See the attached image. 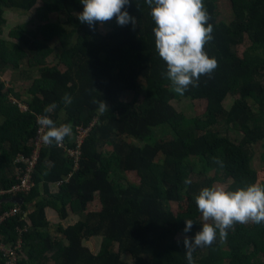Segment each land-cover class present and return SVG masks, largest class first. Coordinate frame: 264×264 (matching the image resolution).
Listing matches in <instances>:
<instances>
[{"label": "trees", "instance_id": "1", "mask_svg": "<svg viewBox=\"0 0 264 264\" xmlns=\"http://www.w3.org/2000/svg\"><path fill=\"white\" fill-rule=\"evenodd\" d=\"M218 1L203 0L214 26L205 51L218 67L182 96L204 102V115L187 121L170 103L181 95L162 75L167 68L155 52L145 0L127 7L134 29L113 19L95 30L77 19L80 0H0V186L15 181L16 155L30 153L38 114L72 130L95 120L74 172L61 147L44 145L33 185L15 194L21 202H0V214L18 207L0 222L2 241H13L16 227L25 226L18 264H188L176 241L186 219L195 222L189 237L201 228L199 191L214 183L226 190L264 184V0H228L229 23L218 20ZM10 9H33L35 27L17 24L3 37ZM51 53L55 61L47 59ZM9 67L35 71L25 96L2 80ZM66 93L72 97L67 107ZM125 93L132 94L129 100ZM227 96L233 100L228 109ZM93 100L109 110L98 114ZM257 144L263 149L258 170L251 164ZM46 207L58 219L51 234ZM70 214L77 219L64 226ZM95 237L100 242L92 251L86 243ZM193 258L195 264H264V223H237L223 242L217 236Z\"/></svg>", "mask_w": 264, "mask_h": 264}, {"label": "clouds", "instance_id": "2", "mask_svg": "<svg viewBox=\"0 0 264 264\" xmlns=\"http://www.w3.org/2000/svg\"><path fill=\"white\" fill-rule=\"evenodd\" d=\"M150 8V17L154 21L155 52L165 62L167 71L162 72L171 82L172 90L183 96L189 87H198L201 76L211 78L218 67L214 57H209L205 45L214 39V26L209 21L211 15L203 0H145ZM82 12L77 14L81 24L90 29L103 26L115 20L120 27L136 26L135 17L127 11L130 0H80ZM139 7V5L137 4ZM65 107L71 104L72 97H62ZM98 105L97 112L102 115L108 111L107 104L101 100H93ZM56 107L44 109L45 113ZM39 125L38 138L45 145H59L64 138L72 134L70 124L57 126L47 115L37 116ZM42 132V134H41ZM223 167V161L213 158ZM191 180L185 179L188 185ZM198 212L201 214V228L194 236L189 233L194 225L192 219L185 220V227L177 244L182 242L188 264H195L193 253L199 248L210 247L217 240L223 242L228 231L239 224L264 223V186L249 184L244 188L226 190L219 185L204 187L194 197Z\"/></svg>", "mask_w": 264, "mask_h": 264}, {"label": "rangeland", "instance_id": "3", "mask_svg": "<svg viewBox=\"0 0 264 264\" xmlns=\"http://www.w3.org/2000/svg\"><path fill=\"white\" fill-rule=\"evenodd\" d=\"M217 12H218V20L229 23L232 20V11L230 8V3L228 0H219L217 4ZM34 16L33 9L28 12L18 11L15 9H10L9 11L5 12V18H6V24L4 26V32L3 37L8 38V30L12 27H14L17 24H22L26 28H33L35 27V22L32 19ZM103 29H105L104 26H102ZM12 39V38H9ZM49 61H55L54 53H51L48 58ZM60 68H63L62 65L59 66ZM35 72V71H34ZM34 72L30 71H21V69L18 70H12V68H7L2 72V80H4L7 84V86L12 87L15 91H18L20 94L25 96V90L29 83L31 82L32 75ZM33 73V74H32ZM131 93H125L123 95L124 100H129L131 98ZM232 98L230 96H227L226 99L223 101V106L228 109L230 105L232 104ZM172 106L176 109L177 112L181 113L185 120L188 121V119H191L193 117L203 116L204 115V102L201 101H191L188 98L185 97H179L177 100H172L170 102ZM128 141H132L131 139H128ZM137 143V142H135ZM139 144V143H138ZM142 143H140L141 145ZM110 150L109 146H105V152L108 153ZM262 147L260 144L253 145L252 146V167L255 169H259L261 165H263V162L261 161V154H262ZM128 179L132 182L136 181V178L131 174L128 175ZM214 185H219L223 188L226 187V184L221 183H214ZM261 186H264V184H260ZM170 209L173 212H176L178 207L175 202H170L169 204ZM201 218V217H200ZM90 250L96 251L97 245L95 246L94 241H91L89 243H86Z\"/></svg>", "mask_w": 264, "mask_h": 264}, {"label": "built area", "instance_id": "4", "mask_svg": "<svg viewBox=\"0 0 264 264\" xmlns=\"http://www.w3.org/2000/svg\"><path fill=\"white\" fill-rule=\"evenodd\" d=\"M18 106L21 109L26 110L25 104L19 103ZM37 116L43 115L38 114ZM94 123L95 120H93L86 126H75V128L72 130V134L69 135L68 139L64 138L63 142L57 145L61 147L64 150L65 155L70 158L72 164V172H74L78 168L79 159L81 155V143H83L85 137L87 136ZM38 130L39 125L37 124L35 134L29 141V144L31 146L30 153L28 155L22 153H18L16 155L14 162L20 163V165L16 167L17 173L15 175V181L7 187L0 186V196L5 194L15 195L18 192H24L26 190H29L30 187L33 185L32 173L35 164L37 163L40 149L45 145L38 138ZM68 143H71L72 145H69ZM72 172H69V177ZM58 183L59 182H57L56 184ZM17 211L18 207L15 205L10 207L8 210L2 211V213L0 214V222H2V220L6 217L13 215ZM24 230L25 226L16 227V236L11 242H4L0 239V264H18V253L22 244L21 232Z\"/></svg>", "mask_w": 264, "mask_h": 264}, {"label": "crops", "instance_id": "5", "mask_svg": "<svg viewBox=\"0 0 264 264\" xmlns=\"http://www.w3.org/2000/svg\"><path fill=\"white\" fill-rule=\"evenodd\" d=\"M51 188L52 189H54V188H56V186H55V184H52L51 185ZM50 211H51V208L50 207H46L45 208V212H46V216H47V218L49 219V226H48V232H49V234H51V232L53 231V229H55V225L57 224V216H55V215H53V214H51L50 213ZM51 219H54V221H52ZM76 219H77V217L74 215V214H70L69 216H68V218H67V220L66 221H64V226L65 225H67V224H72V223H74L75 221H76ZM91 241H94V243H95V246L97 245V248H98V246H99V242H100V238H98V237H95V238H91L89 241H87V243H89V242H91ZM97 243V244H96Z\"/></svg>", "mask_w": 264, "mask_h": 264}, {"label": "water", "instance_id": "6", "mask_svg": "<svg viewBox=\"0 0 264 264\" xmlns=\"http://www.w3.org/2000/svg\"><path fill=\"white\" fill-rule=\"evenodd\" d=\"M1 201H4V202L12 201V202L19 204L21 202V197H19L17 195H10V196L1 197L0 202Z\"/></svg>", "mask_w": 264, "mask_h": 264}]
</instances>
